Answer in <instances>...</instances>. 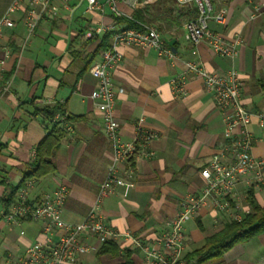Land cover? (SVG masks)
<instances>
[{"label":"crops","instance_id":"1","mask_svg":"<svg viewBox=\"0 0 264 264\" xmlns=\"http://www.w3.org/2000/svg\"><path fill=\"white\" fill-rule=\"evenodd\" d=\"M12 1L0 0V18ZM212 1L215 10L223 11L227 20L224 26L212 22L211 29L229 41L242 39L234 58L215 55L207 42L198 46L188 43L184 24L193 15L194 6L176 2L170 14L156 21L154 27L178 59L171 63L153 49L123 45V61L112 73L115 85L124 89L115 105L122 140H133L139 121L158 138L152 143L155 156L132 164L129 179L134 187L126 196L123 189H117L104 200L102 212L114 230L140 237L159 251L163 250L160 236L167 220L179 212L183 198L202 191L201 170L226 145L223 116L202 80L187 73V63L199 61L210 73L237 70L245 81L242 100L246 108L252 113L264 112V0ZM70 5L72 12L64 11L57 19L42 21L23 49L27 30L22 16H16L14 29L5 31L3 44L12 50L7 69L13 85L0 99V209L2 198L8 196L7 186L21 183L37 144L60 123L67 128V136L54 156L57 172L31 180L30 194L36 200L65 185L68 197L62 217L76 224L95 204L111 164L112 145L105 136L102 115L90 97L97 81L89 71L82 72L84 57H75L74 52L82 50L83 43L78 41L82 30L97 25L113 30L124 26L117 24L108 11L87 13L85 5L77 6L75 0ZM121 8L131 12L124 5ZM95 47L87 46L83 56ZM100 58L101 55L95 62ZM180 74L187 76L185 94L177 93L170 84ZM57 105L66 109V115L78 119L68 122L65 115L55 122L56 117L51 121L38 113L39 109ZM250 129L256 138L253 154L264 158V130L258 127L256 118ZM126 167L118 166L120 174L125 175ZM249 189L244 180L238 184L241 205L250 210L246 203ZM254 196L264 207V184L254 187ZM229 220L227 214L201 209L186 225L188 241L181 264H197L195 260L188 263L186 257ZM40 232L38 222L28 220L12 226L0 219V264H21L25 250L40 237ZM110 244L119 247V257L99 255ZM128 251L132 252L134 264L145 262L144 254L124 240L100 245L95 253L84 257V262L120 264ZM205 264H264V235L234 246L220 262Z\"/></svg>","mask_w":264,"mask_h":264},{"label":"built area","instance_id":"2","mask_svg":"<svg viewBox=\"0 0 264 264\" xmlns=\"http://www.w3.org/2000/svg\"><path fill=\"white\" fill-rule=\"evenodd\" d=\"M71 0H13L0 18V99L8 94L13 79L7 77V65L12 57V50L3 44L6 30L17 25L16 16L21 15L27 30L22 49L35 35L39 24L44 20L59 18L64 11H73ZM77 6L85 5L87 13L109 12L114 18L133 20L139 28H121L97 25L89 27L85 39L113 32L110 48L101 54L99 61L89 69L97 85L91 94L96 110L102 115L104 133L112 145V159L106 177L99 187L94 206L79 223L64 221L62 215L68 197L65 185L58 186L51 194L39 199L31 197L33 182H26L17 194L16 201L7 209L2 198L0 219L7 225L17 226L23 221L41 224L40 237L27 247L21 264H85L84 257L95 253L100 245L119 240L130 241L145 256L143 264H181L187 246L186 225L203 208L214 209L227 214L230 220L241 221L250 212L241 205L238 184L261 186L264 184V158L253 154L256 142L250 126L256 118L257 125L264 130V112L252 113L243 100L245 81L241 74L231 69L225 74L208 72L201 62L187 63V73L199 77L205 89L213 95L215 105L223 116L224 138L226 145L222 152L215 154L207 166L201 170L204 187L198 194H190L180 202L179 212L167 220L160 236L162 251L156 250L140 237L127 232L114 230L102 212L106 198L117 189L124 190L126 196L134 183L129 178L133 175L132 164L136 160L151 159L155 156L152 143L158 134L145 128L142 121L136 127L132 141L125 142L120 135V124L115 116L118 94L124 89L118 88L112 77L113 71L123 61L120 47L132 46L140 49H153L157 55L174 63L178 55L166 43L160 31L154 26L141 24L134 20L132 12L139 6H149L157 0H75ZM181 6L193 5L196 16L184 24L185 39L193 46L207 42L213 53L222 58H234L242 43L241 37L233 41L226 40L211 29L212 22L224 26L226 15L216 11L212 0H176ZM126 6L131 12L121 8ZM259 12V8H256ZM174 91L185 94L187 76L180 74L170 81ZM64 117V116H63ZM60 115L56 116L58 122ZM36 156L33 152L32 157ZM126 164L125 175L120 174L118 166ZM91 241H94L92 243Z\"/></svg>","mask_w":264,"mask_h":264},{"label":"trees","instance_id":"3","mask_svg":"<svg viewBox=\"0 0 264 264\" xmlns=\"http://www.w3.org/2000/svg\"><path fill=\"white\" fill-rule=\"evenodd\" d=\"M176 0H157L156 3L149 6H139L137 7L132 15L134 20L140 22L141 24L154 26V23L161 18L165 19L170 12ZM193 15H189L187 21L193 19L196 16V9L194 8ZM117 24L124 26L125 28H139L133 20L126 18L116 19ZM163 19V20H164ZM89 29V28H88ZM86 28L79 33L78 41L83 43L82 50H84L89 45H96L93 52L84 55V51L74 52L75 57H84L83 62L85 67H83L82 72L89 71L90 67L95 63V59L100 56L105 50L110 48L111 38L113 32H107L103 35L94 36L92 39H85V33L88 31ZM159 30V29H158ZM9 77L7 74L6 78ZM264 89V84L261 85ZM38 113H41L47 120H55L57 115L65 116L66 109L63 106L45 107L39 109ZM66 121H76L78 118L66 115ZM64 120V121H65ZM67 136V128L61 126L57 123L53 126L51 131L37 144L35 149L36 156L31 162L28 170L24 173L21 183L17 186L9 185L7 186L8 196L3 201L5 208L7 209L11 206L17 198V194L22 189L26 182L31 180H38L44 176L54 174L57 172V165L54 161L55 153L60 149L63 140ZM254 187L251 186L247 192L246 203L250 208V212L242 218L241 221L229 220L227 221L223 228L213 234L212 236L205 239L203 246L186 258L188 263L196 261L197 264H205L209 261L220 262L223 255L232 249L234 246L242 243H246L259 235H264V207H261L254 196ZM131 251H128L123 262L120 264H134L131 260ZM99 255H107L111 257H119L120 249L115 244H110L109 246H104Z\"/></svg>","mask_w":264,"mask_h":264}]
</instances>
